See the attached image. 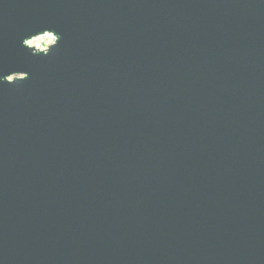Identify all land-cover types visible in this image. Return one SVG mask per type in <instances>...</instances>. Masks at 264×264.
Listing matches in <instances>:
<instances>
[{
	"label": "water",
	"instance_id": "water-1",
	"mask_svg": "<svg viewBox=\"0 0 264 264\" xmlns=\"http://www.w3.org/2000/svg\"><path fill=\"white\" fill-rule=\"evenodd\" d=\"M9 75L0 264H264V0H0Z\"/></svg>",
	"mask_w": 264,
	"mask_h": 264
},
{
	"label": "clouds",
	"instance_id": "clouds-1",
	"mask_svg": "<svg viewBox=\"0 0 264 264\" xmlns=\"http://www.w3.org/2000/svg\"><path fill=\"white\" fill-rule=\"evenodd\" d=\"M53 34L54 32L48 29H44L42 32H37L36 35H30L27 38H24L21 41V44L23 47L29 49L27 46L28 45H36L37 47L39 46V43L41 41H43L46 44H51L53 42ZM55 36L58 38V40L60 39V36L58 34H55ZM56 46V45H55ZM54 46V47H55ZM30 50V49H29ZM49 53V52H48ZM47 53V54H48ZM32 55H39L38 53L31 51ZM46 54V55H47ZM20 80V79H13L10 75L8 80H3L2 77H0V83H14L15 81ZM23 80V79H22Z\"/></svg>",
	"mask_w": 264,
	"mask_h": 264
},
{
	"label": "rangeland",
	"instance_id": "rangeland-1",
	"mask_svg": "<svg viewBox=\"0 0 264 264\" xmlns=\"http://www.w3.org/2000/svg\"><path fill=\"white\" fill-rule=\"evenodd\" d=\"M48 45H49V44H46V43H44L43 41H41V42L39 43V46H38V47H37L36 45H33V46H36V47L39 48V49H44V48H46Z\"/></svg>",
	"mask_w": 264,
	"mask_h": 264
}]
</instances>
